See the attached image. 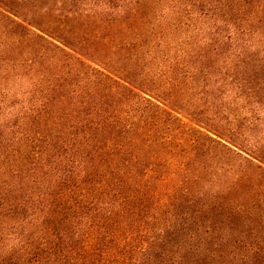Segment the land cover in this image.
<instances>
[{
	"label": "trees",
	"instance_id": "trees-1",
	"mask_svg": "<svg viewBox=\"0 0 264 264\" xmlns=\"http://www.w3.org/2000/svg\"><path fill=\"white\" fill-rule=\"evenodd\" d=\"M0 264H264V0H0Z\"/></svg>",
	"mask_w": 264,
	"mask_h": 264
}]
</instances>
